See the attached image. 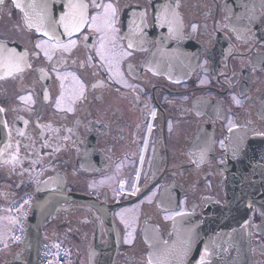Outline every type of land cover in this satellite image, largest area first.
Wrapping results in <instances>:
<instances>
[{
	"label": "flooded vegetation",
	"instance_id": "af4514ba",
	"mask_svg": "<svg viewBox=\"0 0 264 264\" xmlns=\"http://www.w3.org/2000/svg\"><path fill=\"white\" fill-rule=\"evenodd\" d=\"M21 1L0 4L2 223L30 193L54 207L44 232L63 239L73 264L224 263L225 243L215 250L221 236L208 229L167 243L177 217L225 202L229 136L264 137V0H162L171 15L155 0H83V26L54 37L27 18L59 20L64 1ZM108 4L111 27L97 31L92 17ZM164 38L181 75L162 72ZM138 165L135 194L117 195ZM250 216L251 264H264L262 215ZM17 250L0 251V264Z\"/></svg>",
	"mask_w": 264,
	"mask_h": 264
},
{
	"label": "water",
	"instance_id": "95a60500",
	"mask_svg": "<svg viewBox=\"0 0 264 264\" xmlns=\"http://www.w3.org/2000/svg\"><path fill=\"white\" fill-rule=\"evenodd\" d=\"M24 1L22 0L21 2ZM63 1L66 8H68L69 2L85 5L83 0ZM155 1L157 10L167 7L169 15L175 12L171 10L174 3L172 5L170 2L164 4L162 0H159L160 4L158 0ZM2 2L3 0H0V4ZM64 11L58 12L62 13L58 16L59 20H46L45 18L52 16L48 12L31 14L30 19L27 18V20L29 25L31 22L33 28H36L40 33H45L52 37L60 36L72 31L66 30L61 22V18L68 9ZM180 41H182V37H180ZM159 45L162 72H172L180 75L186 72V67L178 63L180 59L172 39L164 38L159 40ZM152 67L158 69L154 63ZM228 140L226 161H223V166L221 165V171L227 177L225 202L220 203L216 199H211L202 214L177 217L174 220L173 233L167 245H177L179 244L178 239L202 235L201 232L208 229V235L221 236L212 240L215 250L223 249L221 246L223 242L225 243L227 251L221 254L224 263L220 264H251L249 237L252 227L250 215L255 209L262 215L257 228L264 232V137L244 131L239 134L233 133ZM238 143H245V145L242 148L236 146ZM53 208H49L48 204L42 199L33 201L29 217L25 222L26 238L19 245L18 250L11 255L9 264L37 263L39 244L46 226L45 223ZM108 227L110 229L109 243L116 246L114 254L119 244V232L116 229L117 224L110 216L108 218ZM109 257L107 255L104 259L105 262L102 264H112L114 255Z\"/></svg>",
	"mask_w": 264,
	"mask_h": 264
},
{
	"label": "built area",
	"instance_id": "2783aa9c",
	"mask_svg": "<svg viewBox=\"0 0 264 264\" xmlns=\"http://www.w3.org/2000/svg\"><path fill=\"white\" fill-rule=\"evenodd\" d=\"M31 196H24L8 206L7 213L13 221L12 227L7 233V239L0 241V250L11 245H19L24 240V222L31 208ZM37 264H72L71 250L63 240L56 237H47L41 241Z\"/></svg>",
	"mask_w": 264,
	"mask_h": 264
},
{
	"label": "snow or ice",
	"instance_id": "6c2138e0",
	"mask_svg": "<svg viewBox=\"0 0 264 264\" xmlns=\"http://www.w3.org/2000/svg\"><path fill=\"white\" fill-rule=\"evenodd\" d=\"M29 8H33L34 5L29 4ZM69 11L64 14L61 18V22L64 24L66 30H78L81 26H83L85 21L84 9L86 5L83 4H69ZM105 13L100 16H93V26L97 31H101L102 28H110L111 27V18L110 14L114 15L115 9L112 8V5H105Z\"/></svg>",
	"mask_w": 264,
	"mask_h": 264
},
{
	"label": "rangeland",
	"instance_id": "374dc122",
	"mask_svg": "<svg viewBox=\"0 0 264 264\" xmlns=\"http://www.w3.org/2000/svg\"><path fill=\"white\" fill-rule=\"evenodd\" d=\"M133 169H134V167H133ZM2 222H3V221L0 220V233L5 234V232H6L7 228H8V226H5V223H2Z\"/></svg>",
	"mask_w": 264,
	"mask_h": 264
},
{
	"label": "bare ground",
	"instance_id": "6f19581e",
	"mask_svg": "<svg viewBox=\"0 0 264 264\" xmlns=\"http://www.w3.org/2000/svg\"><path fill=\"white\" fill-rule=\"evenodd\" d=\"M44 7H48V6H44ZM64 10H66V9H64ZM56 13H58V11H56ZM259 154H260V152H259Z\"/></svg>",
	"mask_w": 264,
	"mask_h": 264
}]
</instances>
